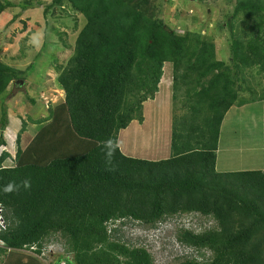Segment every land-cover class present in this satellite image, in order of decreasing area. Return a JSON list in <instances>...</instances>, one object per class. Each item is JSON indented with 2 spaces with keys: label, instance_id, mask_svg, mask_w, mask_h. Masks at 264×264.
Instances as JSON below:
<instances>
[{
  "label": "trees",
  "instance_id": "16d2710c",
  "mask_svg": "<svg viewBox=\"0 0 264 264\" xmlns=\"http://www.w3.org/2000/svg\"><path fill=\"white\" fill-rule=\"evenodd\" d=\"M66 1L86 24L66 66H57L65 98L47 118L35 120L39 131L25 148L23 124L12 162L8 152L0 156V204L7 222L0 233V264H45L29 251L40 255L54 235L64 239L74 264H154L146 247L117 239L118 228L110 226L132 221L155 228L192 213L213 224L178 231L177 240L203 258L183 264H264V170L216 168L226 114L249 103L240 96L245 91L238 82L241 69L258 65L264 73L260 31L252 32L254 38L232 24L239 30L231 45L232 68L216 58L214 44L201 34H176L163 19L146 17L135 0ZM62 2L54 0L46 10ZM14 7L12 1L0 3V12ZM248 8L263 6L240 0L239 9ZM166 63L173 65L174 105L189 103L180 130L176 122L182 109H173L171 157L127 156L119 133L134 120L144 122V103L159 91ZM24 73L0 58L4 126L8 111L1 97ZM108 139L118 144L110 164L99 147ZM8 144L1 133L0 147ZM25 179L29 188L23 186ZM9 182L18 189L4 193Z\"/></svg>",
  "mask_w": 264,
  "mask_h": 264
},
{
  "label": "rangeland",
  "instance_id": "374dc122",
  "mask_svg": "<svg viewBox=\"0 0 264 264\" xmlns=\"http://www.w3.org/2000/svg\"><path fill=\"white\" fill-rule=\"evenodd\" d=\"M6 1H12L16 7L6 8L0 12V58L9 66L25 72V77L21 79L22 83L12 81L1 97L7 107L8 122L4 126L0 119V134L2 133L5 139L12 143L6 148L15 155L14 144L16 143L13 144V142L17 140L23 124H27L26 131L21 135V144L25 148L39 131L40 126L34 123L35 120L47 118L50 113L49 109L64 100L65 93L57 83L59 73L57 66H66L73 55L75 42L86 24V18L83 14L72 10L66 0H63L62 4H54L49 10L46 8L53 4L54 0H0V3L4 4ZM135 1L138 3V10L146 17L163 19L169 29L176 34L181 36L188 32L201 34L205 40L214 44L216 58L232 68L234 60L231 45L234 34L239 32V30H234L232 24L242 25L240 28H243V34L249 33L248 36L251 35L254 38L256 35H253L252 32L255 30L259 33L260 31L259 39L264 40V0H252V2L262 5V9L248 8L245 11L239 9L240 0ZM24 3L31 4L27 10L23 8ZM236 10L239 12L237 13ZM163 70V74H169L171 82H173V65L166 63ZM238 77H240L238 82L245 88V91L241 92V98L249 100L257 112H253L251 109L248 111L242 109L243 114L235 118L232 130L236 129L235 132L249 137L255 136L257 149L254 152V157L251 158L253 166H248L245 170H262L264 152H260V148L264 146V114L261 110L264 109V101L261 100V97L264 94V73L257 65L241 69ZM166 86L167 82H164L162 88L165 89ZM157 93L155 97H157ZM156 99V104L147 103L149 112L155 105L159 108L167 106L173 116L174 107L177 106L179 109L181 107L182 110L177 115L176 122L180 130L181 118L185 117L183 116L185 115L184 110H186L184 107L188 102L182 99L183 101H178L174 105L173 96L171 99V97L166 98L160 94ZM259 108L260 112H258ZM161 114L156 116L157 122L164 120L165 115ZM147 115L150 116L147 121L154 122L153 117L149 113ZM171 115H168L167 118H171ZM157 122L152 124V131L156 129ZM232 124L233 121L230 120L227 126H232ZM255 124L257 125L254 126ZM146 129L147 127L144 128V130ZM172 130L173 124L170 131L173 132ZM146 132L148 134L146 135L148 139L146 145L149 148L154 135L150 134L149 129ZM170 141L168 158L172 154V136ZM237 141V138L228 130L224 139L221 138L220 145L228 149ZM140 143L145 144L143 141ZM225 153L227 154L226 161L235 155V152L232 151ZM245 157L249 159L247 156ZM224 158L225 154L221 159L223 162L220 161L219 164L221 172H226L223 170ZM118 223L110 226V228H118L116 238L130 246L146 247L153 255L154 264H183L187 258H199V260L203 258L202 252L199 253L188 248L177 240L178 231L182 228L201 231L211 226L213 221L211 218L192 213L169 218L155 228L132 221L122 226H119ZM47 243L56 247L57 255L68 257L64 264H74L73 255L67 252L63 238L54 235ZM61 261L59 260L57 263L63 264Z\"/></svg>",
  "mask_w": 264,
  "mask_h": 264
},
{
  "label": "crops",
  "instance_id": "0c3cea01",
  "mask_svg": "<svg viewBox=\"0 0 264 264\" xmlns=\"http://www.w3.org/2000/svg\"><path fill=\"white\" fill-rule=\"evenodd\" d=\"M166 75H167V78H166ZM164 82H167V86L165 87V89L162 88ZM159 88L160 90L157 93V97L160 94L162 96L164 95L166 98L171 97L172 99L173 82H171V78L169 77V74H166V73L163 74V77L159 84ZM157 97H155V99L153 100H149V102H145L144 115L146 119L144 120L143 123H140L134 120L130 123V125L126 129H123L120 131L118 144H119L121 151L125 155L134 157V158L155 160V161L162 160V158L163 159L168 158L169 156L168 148L170 147V144H171L170 140L172 136V132L170 131L171 126H172V122H171L172 115H171V110H169L167 106H164L165 108L164 107L159 108V106L155 105L153 107V110L149 112L148 104L150 103L156 104L155 101H157L156 99ZM242 109L246 111L251 109V111L253 110V112H257L255 111V106H252V103H249L243 106L235 105L231 107V109L226 114L222 122V125H221L220 140L221 138L222 140L224 139L226 132H228L229 130L230 134H233L235 138H237L238 141L233 146L229 147L228 149L223 148L219 142V147L217 151V163H216V168L219 172H221L219 170V164L224 154H225V158H224V163H223V170H225L226 172H231L236 169L245 170L248 166H253V160H251V158L254 157V154H255L254 152L257 149L255 147V143L257 142L254 140L255 136L249 137V136H246L245 134L235 132L236 129L235 131L232 130L234 122H235V118L240 117L241 114H243ZM261 111L264 114V109H262ZM258 112H260V108L258 109ZM148 113L149 115L153 117L154 122H157L156 116H160V113H162L161 115H165L164 120L162 122L160 121V122H157V124H155L156 129L153 131H152V126L154 125L153 124L154 122L150 123V121L149 122L147 121V119L150 118V116L147 115ZM153 114H156V115H153ZM168 115L169 116L171 115V118L168 119L167 118ZM230 120L233 121V124L232 126L228 127L227 123H229ZM256 125L257 124H255L254 126ZM146 127L147 129L150 130V134L154 135L152 144H149V148H148V145H146V141L148 142V139L146 138V135H148L146 132L147 129L144 130V128ZM257 130L259 131V129ZM258 138H260L259 135H258ZM140 141H143L145 144L142 145ZM145 145H146V148H144ZM258 147H259V144H258ZM230 151L235 152V155L232 156L228 161H226L227 154L225 152H230ZM260 152H264V146L260 148ZM245 156H247L249 159H247ZM222 162L223 161H221V163ZM263 163H264V160H263ZM262 168H263L262 170H264V165L262 166Z\"/></svg>",
  "mask_w": 264,
  "mask_h": 264
},
{
  "label": "clouds",
  "instance_id": "9594fccd",
  "mask_svg": "<svg viewBox=\"0 0 264 264\" xmlns=\"http://www.w3.org/2000/svg\"><path fill=\"white\" fill-rule=\"evenodd\" d=\"M19 81H22V80H18V81H16V83H18ZM4 139H5V137H4ZM6 142H8V140H6ZM14 143H16V144H14ZM9 144H12V143H9ZM9 144L7 146L3 145L0 147V156L2 155L3 152H8L10 154V160L9 161L12 162L16 158V153H17L19 145L17 146V140H15V142H13L14 146L16 147L15 155H14L8 149L5 150V148L8 147ZM99 147L101 148V151L105 155L106 162L110 164L113 160V157H114L115 152L117 150L118 144L115 141H113L112 139H108V140L102 141L101 144L99 145ZM23 186L25 188H29L30 187V181L25 179L23 181ZM17 189H18V185H16L14 182H9L7 185L3 186L2 191L4 193H11V192L16 191ZM0 206L3 208V205H0ZM3 217H4V208H3ZM6 228H7V224H6ZM6 228L4 230H2L1 232L5 231ZM0 247H2V246L0 245Z\"/></svg>",
  "mask_w": 264,
  "mask_h": 264
},
{
  "label": "built area",
  "instance_id": "2783aa9c",
  "mask_svg": "<svg viewBox=\"0 0 264 264\" xmlns=\"http://www.w3.org/2000/svg\"><path fill=\"white\" fill-rule=\"evenodd\" d=\"M6 220L3 217V208L0 206V232L6 228ZM0 245L3 246L4 243L0 240ZM31 250H36V247H32ZM57 249L55 246H46L43 248L42 253L40 255L35 254L32 251L34 256H37L42 262L45 264H58V257L61 255H57ZM63 264L66 263V260L61 261ZM60 262V263H61Z\"/></svg>",
  "mask_w": 264,
  "mask_h": 264
},
{
  "label": "water",
  "instance_id": "95a60500",
  "mask_svg": "<svg viewBox=\"0 0 264 264\" xmlns=\"http://www.w3.org/2000/svg\"><path fill=\"white\" fill-rule=\"evenodd\" d=\"M19 82H21V83H22V81H19Z\"/></svg>",
  "mask_w": 264,
  "mask_h": 264
},
{
  "label": "bare ground",
  "instance_id": "6f19581e",
  "mask_svg": "<svg viewBox=\"0 0 264 264\" xmlns=\"http://www.w3.org/2000/svg\"><path fill=\"white\" fill-rule=\"evenodd\" d=\"M1 205V204H0Z\"/></svg>",
  "mask_w": 264,
  "mask_h": 264
}]
</instances>
